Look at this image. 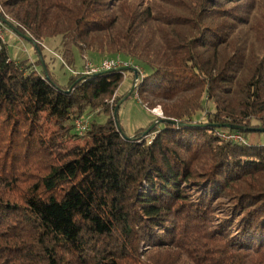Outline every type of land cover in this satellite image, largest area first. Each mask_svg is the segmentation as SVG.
<instances>
[{
	"label": "trees",
	"instance_id": "trees-1",
	"mask_svg": "<svg viewBox=\"0 0 264 264\" xmlns=\"http://www.w3.org/2000/svg\"><path fill=\"white\" fill-rule=\"evenodd\" d=\"M0 1L36 52L0 44V264H264V142L218 134L264 133V0ZM57 37L64 65H132L61 86ZM133 68L131 95L164 117L127 137L115 111Z\"/></svg>",
	"mask_w": 264,
	"mask_h": 264
},
{
	"label": "rangeland",
	"instance_id": "rangeland-1",
	"mask_svg": "<svg viewBox=\"0 0 264 264\" xmlns=\"http://www.w3.org/2000/svg\"><path fill=\"white\" fill-rule=\"evenodd\" d=\"M1 4V1H0ZM0 9L4 16H7L8 20L14 21L9 15H7L5 9L1 5ZM5 16V17H6ZM0 31L3 33L6 43L8 44V49L11 56L14 59H23L30 58L29 55L32 54L33 58L36 57L34 42L26 37H23L17 33L12 26L4 22L0 18ZM60 37L50 39L46 41L45 47V56L46 61L49 65V73L53 79L60 84L61 86H66L70 82V78L77 72H82L88 69L90 63L100 64L101 61L106 58V55L88 53L85 56L76 53V62L72 67L64 65L61 55H60V46H59ZM129 63L131 60H126ZM130 65V66H131ZM43 67V65H42ZM138 67V66H137ZM123 68V67H122ZM120 68V70L122 69ZM142 69V68H141ZM125 72V70H122ZM143 71V69H142ZM125 74L127 78H125ZM124 82L120 87V95L125 94V97L117 104V120L119 128L121 129L124 136L132 137L139 129H144L150 127L157 121L156 116L164 117L162 109L160 106L155 107L154 109H148L144 103L138 98V95H131L133 85L132 77L125 73ZM135 89V88H134ZM134 91V90H133ZM113 100H111L112 103ZM206 112L200 114V120H206ZM82 116L85 120L90 121L93 117H97L99 120H103L105 116L103 114H98L97 112ZM156 115V116H155ZM160 127L163 124L159 125ZM74 132V130H73ZM84 135L80 136V139L77 141L82 142ZM250 142H264V133L262 132H249L247 138Z\"/></svg>",
	"mask_w": 264,
	"mask_h": 264
},
{
	"label": "built area",
	"instance_id": "built-area-1",
	"mask_svg": "<svg viewBox=\"0 0 264 264\" xmlns=\"http://www.w3.org/2000/svg\"><path fill=\"white\" fill-rule=\"evenodd\" d=\"M1 7V4H0ZM6 40L4 38L3 33L0 31V44L5 43ZM91 65V64H90ZM131 63L121 58H105L101 61L100 64L91 65L90 71L91 72H98L103 70H110V69H120L122 67H129ZM125 74V73H124ZM125 78L127 75L125 74ZM138 79L135 80V85ZM89 128V121L88 119L78 118L76 119V129L80 134H85ZM219 136L227 141H234L247 144V139L241 132H234V131H220L218 132Z\"/></svg>",
	"mask_w": 264,
	"mask_h": 264
},
{
	"label": "water",
	"instance_id": "water-1",
	"mask_svg": "<svg viewBox=\"0 0 264 264\" xmlns=\"http://www.w3.org/2000/svg\"><path fill=\"white\" fill-rule=\"evenodd\" d=\"M4 21V20H3ZM4 22H6V21H4ZM7 24H9L10 26H11V24L9 23V22H6ZM23 37H26V38H28V39H30V40H32L33 42H34V44H35V40L31 37V36H29V35H22ZM130 67H123L121 70H127V69H129ZM114 69H110V70H103V71H101L102 73H106V72H110V71H113ZM133 71H134V73H135V77H136V79H138L139 78V71H138V69L137 68H133ZM134 88H135V86H133L132 87V90H131V93H132V91L134 90ZM116 113H117V108H116V111H115ZM171 123H173V124H176V125H181L182 124V122H179V121H177V120H175V119H170L169 120ZM159 122V120H157L155 123H153V125L152 126H150L146 131H144V134L145 135H147L150 131H151V129L157 124ZM227 127H230V128H239V129H241V128H245L244 126H235V125H232V124H227L226 125ZM256 129H258V130H262V131H264V128H256Z\"/></svg>",
	"mask_w": 264,
	"mask_h": 264
},
{
	"label": "crops",
	"instance_id": "crops-1",
	"mask_svg": "<svg viewBox=\"0 0 264 264\" xmlns=\"http://www.w3.org/2000/svg\"><path fill=\"white\" fill-rule=\"evenodd\" d=\"M34 47H35V45H34ZM29 57H30L32 60H34V58H33L32 54H31V55H29Z\"/></svg>",
	"mask_w": 264,
	"mask_h": 264
}]
</instances>
